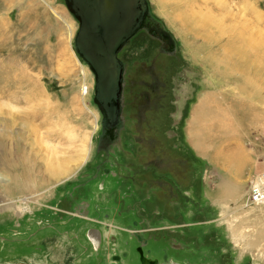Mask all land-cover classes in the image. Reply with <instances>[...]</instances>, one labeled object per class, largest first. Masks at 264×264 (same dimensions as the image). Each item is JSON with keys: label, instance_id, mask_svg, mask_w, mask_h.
<instances>
[{"label": "rangeland", "instance_id": "obj_1", "mask_svg": "<svg viewBox=\"0 0 264 264\" xmlns=\"http://www.w3.org/2000/svg\"><path fill=\"white\" fill-rule=\"evenodd\" d=\"M146 1L173 53L145 31L120 53L125 124L112 157L137 180L123 182L95 169L110 155L98 149L97 77L76 50L75 14L65 0H0V264H114V253L139 264L136 226L146 248L181 264H264V203L248 202L264 172V0ZM242 25L254 37L238 34ZM95 44L84 38L105 81ZM208 94L226 102L236 130L227 127L226 144L241 146L244 171L224 175L182 138L186 114ZM241 108L249 117L235 116ZM152 157L172 170L151 174ZM89 226L116 239L95 249Z\"/></svg>", "mask_w": 264, "mask_h": 264}, {"label": "flooded vegetation", "instance_id": "obj_2", "mask_svg": "<svg viewBox=\"0 0 264 264\" xmlns=\"http://www.w3.org/2000/svg\"><path fill=\"white\" fill-rule=\"evenodd\" d=\"M66 1V0H65ZM72 1V0H71ZM74 3V8H75V16L79 21V30L76 34L75 37V41H77L78 46L80 51L82 52V56L84 57V59L86 61H88L91 65L92 68H94L95 73H96V77H97V87H98V94L97 98L98 101H100L104 107V111L102 113V127H101V132H100V138H99V142H98V149L99 151H103V154L105 155H110L106 157V160L102 163V160H100L101 162H99L98 164H96V168L99 173H102L104 176H108V177H118V180L125 182L126 179L127 181H132L134 182V180H136V178H134L132 175L133 174H129V173H124V177L121 175V170L120 169H126L128 170V172H132L133 171V167L132 165H128L126 164V166H121L120 165V161L118 159H115L112 157V155L115 154L116 152V148L114 147H119L120 142V133L121 130H123L124 128V124H125V116H124V100H125V95H124V99H123V111L122 114L120 115V118L116 116V112L115 109L113 108V103H112V96L108 95V96H104L103 93L100 92L101 90V85L104 82L101 72H100V68L98 66V64L91 59L90 55L86 53L85 47H84V38L88 39V43L89 40L90 41H94L96 39V34H97V40L99 43V46L93 47V49L97 52V56L98 53L104 52V51H109L110 46H114L117 44L118 49L120 46V49L117 52V62L119 63H123L125 66V73H127V65L126 63L121 59L120 57V53L121 51L126 47V45H128L131 41V39L136 36L139 32L145 31L149 34H151L153 37L157 38L160 41L161 44V51L165 54H171L173 53V49H167L168 44H169V38L161 31L160 29V25L159 23H157L154 19V17L151 16V14L149 13V11H146V7L145 4L142 3V0H124V7L122 8V11L117 15V17H120L119 19V24H112L111 26H107V24H104L102 21L98 22V21H91L90 19H88L87 15L84 12L83 7L81 6L80 3H78V0H76ZM137 21V22H136ZM133 22V23H132ZM136 23V32L129 37L128 41L126 43L123 44V41L126 39L127 37V32L130 28V24L134 25ZM97 28V31L100 32L101 34H104V30H107V35H109V39L106 42L105 39H101L98 37L99 33H95V35L92 32V29ZM109 27V28H106ZM112 27V28H111ZM92 28V29H91ZM111 28V32L109 31V29ZM92 32V35L90 37H87V34L89 33L88 31ZM88 32V33H87ZM103 43V44H102ZM76 44V43H75ZM94 52V53H96ZM116 63V62H115ZM154 62L148 63V65L152 66L155 65L153 64ZM118 65V64H115ZM146 65V64H143ZM113 66V65H112ZM116 68V66H115ZM126 79L127 77H125V83H126ZM154 84H151L152 87L154 88H158L159 89V80L154 79ZM120 119V122H123V125L120 126L118 123V120ZM146 142H142L140 141V144L144 145ZM142 145V146H143ZM160 162V163H158ZM168 164V163H167ZM170 166H172V162L171 164H169ZM163 164L161 163L160 159L154 158L152 157L150 159V162H148L146 165H144L145 169H152V172H156L158 171L160 174H163L162 172H167V171H171L170 169L168 170H162ZM143 168V169H144ZM101 171V172H100ZM150 174V175H151ZM90 175L89 172H85L84 176L88 177ZM147 173L144 171V176H146ZM148 175V176H150ZM121 177V178H120ZM151 177V176H150ZM137 181V180H136ZM150 179H148V181H143L140 182V185H145L148 184L150 185ZM142 183V184H141ZM158 185V184H157ZM79 215H82L79 213ZM85 217H87V215H84ZM136 225H140L139 222L137 221L135 223ZM107 225V223H106ZM111 229V226L108 225ZM135 229V230H133ZM108 231V230H107ZM106 231V232H107ZM131 233L137 237V242H138V246L139 248L142 249L143 252V261L141 258V253L139 251V256H138V263L139 264H181L180 261L178 259H176L174 256L170 255V252L168 249L163 250V252L161 253L160 256H157L154 254V252H152V250L148 247L146 248V245L149 243V239L146 237V230L144 229H138V227L136 226V228L131 227L130 228ZM87 232V237L89 238V245L91 247H94L95 249H99L101 246H103V242L105 241L106 244L110 243V240L116 239L114 235L109 234L108 236H106V232H102L101 229L99 228H93L92 226H89ZM88 240V239H87ZM93 243V244H92ZM112 244L115 245V243L112 242ZM185 244L182 242H172L170 248L171 249H175V250H179V249H184L185 248ZM87 248V247H86ZM122 256L123 257H128V252H126L125 250L122 251ZM111 260H113L114 264H119V262L122 261V257L120 254H113L110 256ZM77 261V260H76ZM78 264V263H75Z\"/></svg>", "mask_w": 264, "mask_h": 264}, {"label": "crops", "instance_id": "obj_3", "mask_svg": "<svg viewBox=\"0 0 264 264\" xmlns=\"http://www.w3.org/2000/svg\"><path fill=\"white\" fill-rule=\"evenodd\" d=\"M250 58H252V56ZM216 98H217V96L212 95V94H208L207 96H205L202 99L201 102L196 101V103L193 104V108L188 111V114H186L185 125L182 128L183 129L182 130V138L185 139L187 144L194 150V153L197 156H199L202 159H207V162L213 163L214 165L216 164L217 167L222 171V173L224 175H226L228 173L231 174L234 171L240 172V169H242L241 171H244L247 168V166L248 167L251 166V163H249V160L247 158H245V156H243V154L241 152V150H242L241 146L226 144V138H227L226 133H228V131H227V125H228L227 119L229 118L227 115L228 113L225 109L226 108V106H225L226 102H224V104H222L220 101L216 102ZM240 102L242 103V101H240ZM218 103L221 104L223 109H220V107L217 106V105H219ZM234 111H235V113H237V115H235V116L239 117L241 120H242V118L249 117V113H247V112L243 113L242 108L240 110L235 109ZM224 119L226 122L223 121ZM221 120H222V122H221ZM214 122H216V123H214ZM240 123H241V121H240ZM217 124L221 125L222 128H218V129L214 128V126H216ZM231 125L233 127H231L230 130H231V132H233L234 125L232 123H231ZM249 125H251V124L248 123V127H249ZM224 126H225V128H223ZM201 128H202L201 133H204V135L202 136L201 139H199L193 133H194V131L195 132L199 131V130L201 131ZM211 128H212V134L214 136L213 140L211 141V142H213L212 146L208 145V143H211V142H210L209 138H207V135L205 134L206 132H207V134L209 133L208 137L212 138V136H210V129ZM234 132L236 133V130H234ZM220 134H222L223 136H221V138L217 137ZM208 146L210 149L207 153L202 152V151L200 152L199 149L197 148V147H199L202 150L203 149L206 150ZM215 161L217 163H215ZM253 168H254V165H253ZM237 172H235V173H237Z\"/></svg>", "mask_w": 264, "mask_h": 264}, {"label": "water", "instance_id": "obj_4", "mask_svg": "<svg viewBox=\"0 0 264 264\" xmlns=\"http://www.w3.org/2000/svg\"><path fill=\"white\" fill-rule=\"evenodd\" d=\"M76 0H66V3L69 7V9L76 14L75 8H74V3ZM127 1V0H126ZM78 3L81 4V6L84 9L85 14L87 15L88 19L91 21H102L104 24H107V26H111L112 24H119V19L120 17H117V15L122 11V8L124 7V0H78ZM142 3L145 4L146 11H149L148 6H147V1L142 0ZM137 22V21H136ZM133 23V22H132ZM136 23L134 25L130 24V28L127 32V37L123 41V44L126 43L129 39L130 36H132L136 32ZM96 27L95 29H92L93 34L99 33L98 37L101 39H105L106 42L109 39V35H107V30H104V34H101L100 32L97 31ZM109 28V27H106ZM112 28V27H111ZM111 28L109 31L111 32ZM89 32V33H88ZM87 37H90L92 35V32L88 31ZM75 47L76 50L80 53V55H83L82 52L79 49L77 41H75ZM95 47L99 46L98 40H97V34H96V39H95ZM103 44V43H102ZM121 46V45H120ZM119 46V49H120ZM98 48V47H97ZM109 51H104L101 53H98V57L102 59L104 62L106 71L108 73L104 74V77L106 75L105 81L101 85V90L100 92L103 93L104 96L111 95L112 96V103H113V108L115 109L116 116L117 118H120V115L122 114L123 111V99H124V85H125V66L122 63L117 62V52H118V46L117 44L114 46H110ZM116 62V63H115ZM118 64V65H115ZM113 65V66H112ZM116 66V68H115ZM94 70V68H92ZM95 71V70H94ZM113 71V72H112ZM96 93H98V87H96ZM97 95H95L94 99L96 103L98 104L100 110L103 112L104 107L102 106L103 104L98 101ZM119 125L122 126L123 122H120V119L118 120ZM139 251L141 253V258L143 261V252L142 249L139 248ZM144 262V261H143ZM154 264V263H153Z\"/></svg>", "mask_w": 264, "mask_h": 264}, {"label": "built area", "instance_id": "obj_5", "mask_svg": "<svg viewBox=\"0 0 264 264\" xmlns=\"http://www.w3.org/2000/svg\"><path fill=\"white\" fill-rule=\"evenodd\" d=\"M248 202L252 204L264 203V172L258 173L248 190Z\"/></svg>", "mask_w": 264, "mask_h": 264}, {"label": "bare ground", "instance_id": "obj_6", "mask_svg": "<svg viewBox=\"0 0 264 264\" xmlns=\"http://www.w3.org/2000/svg\"><path fill=\"white\" fill-rule=\"evenodd\" d=\"M197 4V3H196ZM241 16V15H240ZM242 24V23H241ZM245 25V24H244ZM244 25H242V26H239V32H237L238 34H240V35H243L244 33H248V36L249 37H254V33L252 32V31H246V27H244ZM251 34V35H250ZM239 36V35H238ZM251 47V46H250ZM252 49H254V47L252 48ZM200 107V106H199ZM218 108V107H217ZM227 111V110H226ZM227 113H228V111H227ZM228 115V114H227ZM202 118V117H201ZM226 118V117H225ZM221 119V118H220ZM229 119V118H228ZM219 120V119H218ZM223 121H225V119L223 120ZM221 122H222V120H221ZM226 122V121H225ZM224 122V123H225ZM214 123H216V122H214ZM220 123V122H219ZM223 123V124H224ZM222 124V125H223ZM225 125V124H224ZM198 126V125H197ZM227 127H229L230 129H231V127H233L231 124H229V125H227ZM214 128H222V126L221 125H219V124H217L216 126H214ZM223 128H225V126L223 127ZM233 129V128H232ZM199 130V129H198ZM234 130V129H233ZM206 131V130H205ZM202 132V128H201V131L199 130V131H194V135L197 137V138H199V139H201L202 138V136L204 135V133H201ZM219 132V131H218ZM206 135H207V132L205 133ZM208 135H209V133H208ZM210 136H212V137H214L213 136V134H212V128L210 129ZM194 137V136H193ZM195 138V137H194ZM203 140V139H202ZM234 140H237V138L236 139H234ZM197 143V142H196ZM202 146V145H201Z\"/></svg>", "mask_w": 264, "mask_h": 264}, {"label": "trees", "instance_id": "obj_7", "mask_svg": "<svg viewBox=\"0 0 264 264\" xmlns=\"http://www.w3.org/2000/svg\"><path fill=\"white\" fill-rule=\"evenodd\" d=\"M147 139V138H146ZM148 141V140H147Z\"/></svg>", "mask_w": 264, "mask_h": 264}]
</instances>
